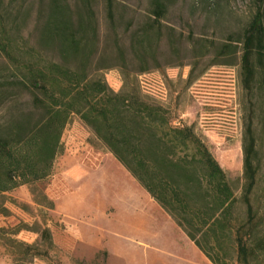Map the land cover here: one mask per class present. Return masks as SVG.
Segmentation results:
<instances>
[{"label":"rangeland","instance_id":"obj_1","mask_svg":"<svg viewBox=\"0 0 264 264\" xmlns=\"http://www.w3.org/2000/svg\"><path fill=\"white\" fill-rule=\"evenodd\" d=\"M57 1L72 25L90 27L89 77L161 106L170 126L190 127L207 146L238 199L235 222L247 219L242 141L252 123L259 172L251 203L263 209L264 63L248 87L240 62L241 36L259 1L112 0L110 17L105 0H0V70L28 51L38 66L64 62L54 43L41 41ZM6 76L15 82V74ZM7 92L0 134L20 111L41 117L28 91L13 84ZM60 144L47 177L0 191V264H213L79 116L68 117ZM197 236L218 264H236L231 236L221 247Z\"/></svg>","mask_w":264,"mask_h":264},{"label":"trees","instance_id":"obj_2","mask_svg":"<svg viewBox=\"0 0 264 264\" xmlns=\"http://www.w3.org/2000/svg\"><path fill=\"white\" fill-rule=\"evenodd\" d=\"M258 1L240 40L241 70L248 87L264 63V0ZM105 2L111 17L112 0ZM57 4L50 9L41 41L54 43L64 62L38 66L30 61L28 51L19 54L13 68L0 70V107L10 99L7 91L14 84L28 91L33 107L41 111L35 121L24 111L11 115L0 134V191L48 176L61 152L62 129L75 114L210 262L218 264L197 234L213 238L220 247L223 238L231 236L236 264H264V238L258 237L264 207L254 208L251 203L259 172L252 123L245 126L242 141L241 200L247 219L235 222L232 213L238 199L207 146L190 127L170 126L161 106L141 100L135 92H114L101 77H89L85 62L90 56V27L81 21L72 25ZM161 11L156 6L154 15ZM5 53L15 57L13 50ZM41 53L38 50L37 55ZM73 61L75 66L70 64ZM8 73L16 75L15 82L8 80ZM177 148L183 155L175 158ZM41 236L47 246L52 245L47 228Z\"/></svg>","mask_w":264,"mask_h":264},{"label":"crops","instance_id":"obj_3","mask_svg":"<svg viewBox=\"0 0 264 264\" xmlns=\"http://www.w3.org/2000/svg\"><path fill=\"white\" fill-rule=\"evenodd\" d=\"M144 190V189H143ZM145 191V190H144ZM146 192V191H145ZM147 194H148V196L151 198V196L149 195V193L148 192H146ZM152 199V198H151ZM159 207H160V205L156 202V201H154ZM161 208V207H160ZM162 209V208H161ZM163 210V209H162ZM164 211V210H163ZM165 212V211H164ZM166 213V212H165ZM166 215L172 220V222L174 223V225L177 227V228H179L176 224H175V222H174V220L170 217V215H168V213H166Z\"/></svg>","mask_w":264,"mask_h":264}]
</instances>
